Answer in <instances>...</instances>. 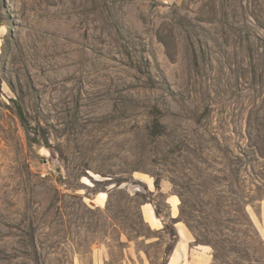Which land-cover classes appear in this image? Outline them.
Listing matches in <instances>:
<instances>
[{"label":"rangeland","instance_id":"374dc122","mask_svg":"<svg viewBox=\"0 0 264 264\" xmlns=\"http://www.w3.org/2000/svg\"><path fill=\"white\" fill-rule=\"evenodd\" d=\"M175 222L264 264V0H0V264H165Z\"/></svg>","mask_w":264,"mask_h":264},{"label":"crops","instance_id":"0c3cea01","mask_svg":"<svg viewBox=\"0 0 264 264\" xmlns=\"http://www.w3.org/2000/svg\"><path fill=\"white\" fill-rule=\"evenodd\" d=\"M167 202L170 204L169 199H167ZM141 215L144 219V221L155 231L160 230V226L152 225L150 222V219H148L149 216H154L156 218V214L154 212V209L152 207H146V205H142L141 208ZM153 213V214H151ZM170 218H175V215L170 216ZM157 219V218H156ZM159 221V219H157ZM160 224V222H159ZM174 229L176 234V239L173 244V248L168 256V259L166 260L165 264H187L186 258H189L193 252H197L201 255V261L196 262L195 264H209V259H207L204 254V251L200 250H194L190 249L189 247H194L191 245V235L187 228L183 226L179 222L174 223Z\"/></svg>","mask_w":264,"mask_h":264},{"label":"bare ground","instance_id":"6f19581e","mask_svg":"<svg viewBox=\"0 0 264 264\" xmlns=\"http://www.w3.org/2000/svg\"><path fill=\"white\" fill-rule=\"evenodd\" d=\"M85 33H86V31H85V29H83V32H82V34L83 35H85ZM94 174V173H93ZM93 174H91V175H93ZM92 178H93V176H92ZM95 178V177H94ZM100 180V179H99ZM149 181V180H148ZM87 185H89V184H87ZM105 199H106V193H104V192H100V193H98L96 196H95V198L92 200V199H90L89 200V202L90 203H92V204H94V203H96L95 205H97V206H102L103 204H104V201H105ZM176 203H174V205H175ZM151 214H153V213H151ZM148 219H150V222L152 223V225H158V223H159V221L154 217V216H149L148 217Z\"/></svg>","mask_w":264,"mask_h":264},{"label":"trees","instance_id":"16d2710c","mask_svg":"<svg viewBox=\"0 0 264 264\" xmlns=\"http://www.w3.org/2000/svg\"><path fill=\"white\" fill-rule=\"evenodd\" d=\"M155 213H156V215H159V212L158 211H156ZM174 236L176 237V234H174Z\"/></svg>","mask_w":264,"mask_h":264}]
</instances>
